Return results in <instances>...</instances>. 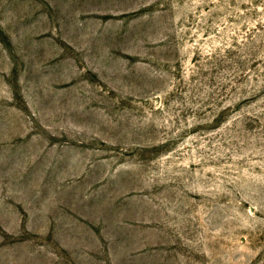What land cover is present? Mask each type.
Returning <instances> with one entry per match:
<instances>
[{"label":"rangeland","instance_id":"1","mask_svg":"<svg viewBox=\"0 0 264 264\" xmlns=\"http://www.w3.org/2000/svg\"><path fill=\"white\" fill-rule=\"evenodd\" d=\"M0 264H264V0H0Z\"/></svg>","mask_w":264,"mask_h":264}]
</instances>
